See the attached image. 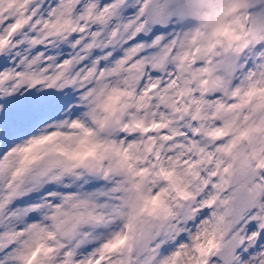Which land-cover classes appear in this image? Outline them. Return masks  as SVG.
Masks as SVG:
<instances>
[{"label": "snow or ice", "instance_id": "6c2138e0", "mask_svg": "<svg viewBox=\"0 0 264 264\" xmlns=\"http://www.w3.org/2000/svg\"><path fill=\"white\" fill-rule=\"evenodd\" d=\"M0 264H264V0H0Z\"/></svg>", "mask_w": 264, "mask_h": 264}]
</instances>
